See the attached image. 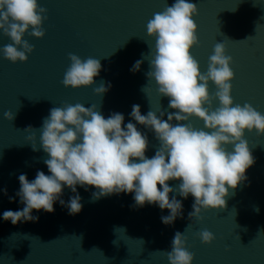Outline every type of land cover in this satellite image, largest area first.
Returning <instances> with one entry per match:
<instances>
[{
	"label": "water",
	"instance_id": "water-1",
	"mask_svg": "<svg viewBox=\"0 0 264 264\" xmlns=\"http://www.w3.org/2000/svg\"><path fill=\"white\" fill-rule=\"evenodd\" d=\"M174 2L37 0L47 9V19L41 25L45 35L38 39L26 33L22 37L34 46L33 52L27 54L25 62L16 63L0 52V264H169L160 251L171 250L177 231L187 237L186 248L194 254L192 264H264V135H257L254 129L245 130L243 136L254 159L245 172L247 179L234 190L229 188L224 209H202L199 222L188 217L194 203L191 194L184 199L169 193V199L175 195L182 202V215L165 225L161 217L169 211L147 203L136 207L134 193L93 200L97 189L89 186L86 191L79 185L82 209L78 214L69 215L56 201L52 213L33 210L32 215L38 217L35 222L13 225L3 219L4 211L24 207L15 195L20 188L19 175L26 174L29 181L35 179L38 170L50 175L44 164L48 156L40 144V128L52 107L95 105L106 119L111 113H122V127L132 122L147 133L145 155H155L159 142L154 132L137 124L130 113L134 104L140 106L142 115L149 110L157 115L165 111L164 120L169 112L176 111L168 107V97L157 94L155 81H148L145 75L152 59L149 52L155 46L146 25L154 14ZM186 2L196 4L198 10L193 20L199 44L190 53L200 72L207 71L215 44L223 43L225 54L232 57L233 106L248 103L264 115V0ZM11 43L0 32V48ZM69 53L82 60L92 57L100 61L101 70L92 85L73 89L62 84L70 65ZM137 60L143 62L133 73L130 69ZM102 82L111 87L103 95L96 94L93 89ZM145 85L150 91L143 93ZM208 91L210 96L217 91L211 81ZM217 107L218 100H213L211 110ZM6 111L14 115L13 120L4 118ZM182 123L203 129V121L194 116ZM29 126L33 129L25 131ZM225 147L232 151V145ZM166 183L176 188L181 181ZM73 195L63 187L61 199L65 203ZM9 197H13L11 202ZM204 229L215 237L210 244H203L196 235Z\"/></svg>",
	"mask_w": 264,
	"mask_h": 264
},
{
	"label": "clouds",
	"instance_id": "clouds-1",
	"mask_svg": "<svg viewBox=\"0 0 264 264\" xmlns=\"http://www.w3.org/2000/svg\"><path fill=\"white\" fill-rule=\"evenodd\" d=\"M197 14L196 4L175 0L162 12L154 14L146 25L147 35L155 38V46L149 52L152 59L145 75L148 81H155L160 97L169 98L168 107L176 110L169 112L164 120L165 111L160 110L157 115L149 110L142 115L140 106L132 105L131 118L154 132L159 142L155 155L152 158L145 155L149 147L147 133L138 130L132 122L122 127V113H111L106 119L95 105L85 107L77 103L52 107L40 128V144L48 156L44 164L50 175L38 170L32 181L26 174L19 175L20 188L15 195L24 207L4 211V220H10L13 225L35 222L38 217L33 216L32 211L43 209L52 213L56 201L68 209L69 215L78 214L82 204L77 185L86 191L89 186L97 189L92 193L93 200L134 193L136 207L147 203L169 211L167 216L161 217L165 225L182 215V202L175 195L169 199V193H178L184 199L189 194L194 197L192 211L188 213L190 220L201 221L202 209L225 208L229 188L234 190L245 181V172L254 163L247 141L243 139L244 132L254 129L257 135H264V115L248 103L233 106L232 57L225 54L223 43L215 44L207 71L200 72L197 60L190 53V49L199 44L197 24L193 20ZM46 19L47 9L39 6L37 0H0V32L12 41L0 48L3 57L12 63L25 62L34 46L22 37L27 33L42 38L45 31L41 25ZM68 59L70 65L62 84L73 89L92 85L101 70L100 61L92 57L82 60L73 53L68 54ZM142 62L137 60L130 71H139ZM209 81L217 89L211 96ZM110 87L102 82L93 91L103 95ZM141 91L146 93L150 89L145 85ZM213 100L219 102L215 110H211ZM3 116L9 121L14 119L11 112L6 111ZM192 116L203 121V129L182 123ZM32 129L29 126L25 131ZM32 138L30 136L29 140ZM227 145L233 146L232 151L226 150ZM32 147L35 151L36 147L33 144ZM169 180L181 183L173 188L166 183ZM64 186L74 194L67 203L61 199ZM4 194H7L6 189ZM12 199L9 197L10 202ZM255 211H259L258 207ZM196 235L203 244L215 239L207 229ZM186 240L187 237L177 231L171 250L160 251L169 264H192L194 254L187 250Z\"/></svg>",
	"mask_w": 264,
	"mask_h": 264
}]
</instances>
